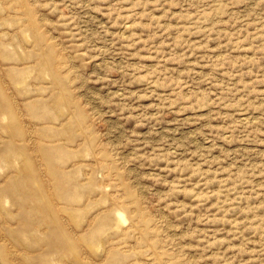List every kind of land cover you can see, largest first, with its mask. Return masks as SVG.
<instances>
[{"label": "rangeland", "instance_id": "374dc122", "mask_svg": "<svg viewBox=\"0 0 264 264\" xmlns=\"http://www.w3.org/2000/svg\"><path fill=\"white\" fill-rule=\"evenodd\" d=\"M0 264H264V0H0Z\"/></svg>", "mask_w": 264, "mask_h": 264}]
</instances>
